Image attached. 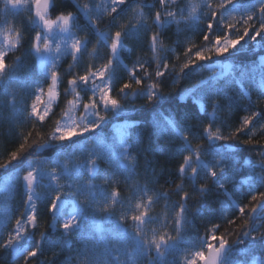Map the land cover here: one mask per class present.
Here are the masks:
<instances>
[{"label":"snow or ice","instance_id":"snow-or-ice-1","mask_svg":"<svg viewBox=\"0 0 264 264\" xmlns=\"http://www.w3.org/2000/svg\"><path fill=\"white\" fill-rule=\"evenodd\" d=\"M182 4L0 0V137L20 141L0 169L14 177L22 206L6 236L11 213L5 210L0 218V258L8 264L19 259L44 264L40 257L46 251L54 256L49 264H179L181 249L197 243L184 264H264L255 256L257 250L264 253V191H259L264 143L257 139H264V109L252 108L253 94L257 104L264 102V54L255 55L264 53V0ZM22 12L29 20L17 27ZM80 17L86 22L79 23ZM102 23L104 30L98 27ZM188 31L198 33L202 43L185 37L181 60L175 54ZM172 36L176 39L166 46ZM246 46L254 54L250 62H224L231 59L230 50L236 55ZM137 52L150 53L151 59L132 60ZM86 53L89 61L103 62L74 72ZM169 53L181 61L178 72L170 67ZM67 56L72 62L62 73L60 61ZM27 58L33 63L26 64ZM203 71L208 75L190 88L181 86ZM65 75L64 107L45 130L59 106ZM169 87L181 90L166 94ZM137 99L145 101L141 111L147 108L152 118L113 123L135 112L131 105ZM241 110L246 114L233 127L231 113ZM222 112L229 119H221ZM110 123L116 130L111 138L105 131ZM237 196H250L247 213ZM156 205L161 212L153 215ZM205 210L213 226L185 241V230L196 228ZM233 210L247 219L229 241L227 233L217 235L220 225L213 221L219 215L221 222L235 224L228 218ZM42 216L50 222L37 233Z\"/></svg>","mask_w":264,"mask_h":264},{"label":"trees","instance_id":"trees-1","mask_svg":"<svg viewBox=\"0 0 264 264\" xmlns=\"http://www.w3.org/2000/svg\"><path fill=\"white\" fill-rule=\"evenodd\" d=\"M79 2L81 4L88 2V0H79ZM146 3L151 4L152 0H145ZM189 3H199V0H184V4L181 5V7H184L185 5L189 4ZM69 10H73V9H69ZM53 18H54V14H53ZM107 19V18H105ZM29 20V14L27 12H22L21 14L18 15V17L16 18V25L17 27L20 26V21H23L25 24H27ZM79 23L83 24L85 23V18L84 17H80L79 18ZM204 25L202 24L201 27H203ZM98 27L101 28V30L103 29V23L101 25H99ZM172 31H174V28L172 29ZM25 35H27V33H25ZM77 35L83 37V33H77ZM185 37H190L191 40L196 44L199 45L200 43H202L201 38L199 36L198 33H193L191 31L182 33L180 36V40L182 42V45L180 48L177 49V52L175 55H179L181 57V60L183 58V42L185 40ZM176 37L172 36L171 39H168L165 41L166 46H170L172 40H175ZM92 42L95 43V37H92ZM259 48V46H257ZM248 46H246V50L244 52L238 53L236 55H231V50H230V57L231 59L228 61H224L225 63H231V62H236V63H240L242 61H247L250 62L251 58L253 57V53L251 51H247ZM89 51H91V45H89ZM195 50V49H194ZM264 54V53H260L259 51L255 54L256 58L259 57V55ZM101 57L106 55V50L101 49L100 52ZM139 55L141 57L147 58V59H151V55L150 53H146V52H137L133 57L132 60L136 59V56ZM175 55H173L172 53H169V58L171 60L170 63V67L175 66L176 67V71H179V64L181 61H178L175 59ZM213 59H215V57H213ZM221 60H223V58H221ZM71 57L67 56L61 59L60 61V65H59V70L64 73L66 71V69L68 68V65L71 63ZM94 63L99 65L100 63H102V60H95V61H89L88 57H87V53L84 55V57H82L81 59V63L77 68H74L73 71L74 72H82L84 70V68L87 66L88 63ZM26 64H32L33 61L31 60V58H27L25 60ZM126 64H129V67H131V63L128 60H125ZM155 62H152L151 68L149 69L150 71H152L155 68ZM36 72L37 74H41L39 71V68L37 66L36 68ZM120 73H118L119 75ZM208 72L207 71H203L200 74H196L194 76L193 79L191 80H182L181 86L183 88H190L192 86V84L197 83V81L201 78H203V76H207ZM69 77L67 75H65L64 77V84L63 86H61L60 88V92H61V99L59 101V106L55 107L53 110V114L50 116V118L46 121V126H45V130L50 129L51 127L54 126V122L56 119L59 118L60 113H61V109L64 107V98H63V92H64V86H66L67 84V79ZM118 87L119 84L116 85L117 91L114 92V95L118 96ZM180 87L176 88V89H172V88H165L164 92L167 94L168 92H172L173 94H175L176 92L180 91ZM23 97V92L20 91L18 92V99ZM71 98V97H68ZM252 100H253V105L252 108L253 110L256 109L257 107H259L260 109H264V102H261L259 104L256 103V95L253 94L252 96ZM30 103V100L28 101ZM241 107L243 108V106L246 104V101H241ZM145 105V101L143 99H137L136 102L134 104L131 105V107L135 108L136 111L135 112H129L124 116L118 117L116 118L113 123L122 121V120H129V121H133L135 120L138 116L141 118H147V119H151L152 118V113L147 109L144 108L143 111H141L142 106ZM129 105L125 104V107H128ZM165 109H168V105H164ZM157 111H161V109H157ZM246 113L243 112L242 110L239 112H233L231 113V123L232 126L235 127L236 126V122ZM5 115H7V113H5ZM220 116L221 119H229V114L226 113H219L218 114ZM28 127H31V124L28 125ZM113 125L112 123H110L108 125V127L106 128V132L109 135V138H111L112 134H114L113 131ZM19 131V130H17ZM227 131V129L225 130ZM241 138H244L243 136ZM257 139L260 140L261 143H264V139H261L259 136H257ZM19 140L16 138V136H13L11 138H6V137H0V162H3L6 158H7V153L16 150L19 147ZM165 143V146H167V142H162ZM241 147H244L243 145ZM256 147H259V144L256 145ZM242 155L244 157H247V153H242ZM252 157L253 160H258L259 157L258 155L253 152L252 153ZM41 157L39 156H33L31 157V159L33 160H39ZM182 159V158H181ZM240 156L237 157V161L240 162ZM142 162V160H141ZM15 163V162H13ZM100 166L103 167H107L106 164H104L103 162H100ZM247 175V173H245V176ZM10 176L9 173H4L2 169H0V205L3 208H7L8 212L11 213V222L8 225V228L6 229V231H10L11 227L14 225L15 219L19 216L20 211L22 210V206L20 205V195H19V190L18 187H16L14 190H10L7 186H6V181H7V177ZM241 179H244V176L241 177ZM140 184L144 183L143 179L139 180ZM161 184H163V181H161ZM160 186L157 185V188H159ZM165 187H167L165 185ZM174 187V185H173ZM124 186L121 185V189H123ZM248 184H244L243 185V192L245 194L248 193ZM229 191H231V186H229ZM39 191V190H38ZM259 191H264V185H260L259 186ZM123 195H127V191L123 192ZM173 200H177L178 197L173 196L172 197ZM234 199H237L241 204L243 205H247L246 208V213L247 211L250 209L251 204H249V200H250V196L248 199H245L243 196H237L234 197ZM220 200H224V197L221 196ZM3 202V203H2ZM163 203V201H161V204ZM214 208L219 209L220 205L218 202L214 203L213 205ZM161 212V205H156L153 209V215L159 214ZM228 218L229 219H234L236 221L235 224L232 225H228L226 222H221L219 220V215H217V218L213 221V223H217L220 225L219 227V231L217 232V235L221 234V233H227L226 238L229 241H233L236 239V233L238 231V229H240V227L243 225V221L245 219H247V215H245L244 217H241V215L239 214L238 211H230L228 213ZM209 216H208V210H205V214L203 217H197L195 220V224H196V228H191V229H186L185 230V235H184V240L187 242H191L192 237H194L197 232L199 233V235L204 236L206 234V230L207 229H211V227L213 226L212 223L209 222ZM50 221H48L46 219V216H42L40 219V227L36 230L37 233H39L40 231H46V224L49 223ZM257 224L260 223V221H256ZM126 227H128L129 225H125ZM151 227H153L152 225H149V229H151ZM129 230L131 231V228L129 227ZM262 231H264V229H262ZM7 235V233H6ZM51 239H55L57 237L55 236H51ZM198 250V243L197 246L194 248H190L187 251L181 249L180 253L176 256L177 261L179 262V264H184V260L190 259L193 257L194 255V251ZM72 253H65V255H70ZM2 255V254H0ZM255 256H259L261 259H264V253H261L259 250H257V252L255 253ZM237 259H239V257H236ZM52 259H54L53 253L51 251H46L44 253V255H42L40 257V260L44 262V264H49V261H51ZM59 259H63V256H61ZM169 259H171V257H169ZM253 259V257H249V260L251 261ZM0 264H8V260L7 258H0ZM14 264H24L23 259H19L17 261L14 262ZM57 264H59V260H57ZM73 264H75V262H73Z\"/></svg>","mask_w":264,"mask_h":264},{"label":"rangeland","instance_id":"rangeland-1","mask_svg":"<svg viewBox=\"0 0 264 264\" xmlns=\"http://www.w3.org/2000/svg\"><path fill=\"white\" fill-rule=\"evenodd\" d=\"M64 58V57H63ZM125 122V120H122V121H119V122H116L115 124L117 125H122L123 123ZM113 128V127H112ZM113 131L115 132L116 130L113 128ZM7 181H6V186L10 189V190H14L17 185L15 184V181H14V177L12 175L8 176L7 177ZM3 203V202H2ZM5 210H7V208H3L1 205H0V218L3 217V214L5 212ZM8 211V210H7ZM6 233L7 231L5 230V236H6Z\"/></svg>","mask_w":264,"mask_h":264}]
</instances>
